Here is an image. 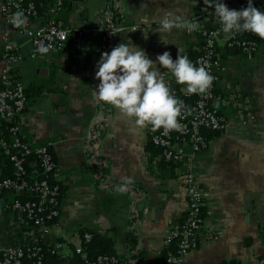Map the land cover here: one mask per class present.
Listing matches in <instances>:
<instances>
[{
    "label": "crops",
    "instance_id": "0c3cea01",
    "mask_svg": "<svg viewBox=\"0 0 264 264\" xmlns=\"http://www.w3.org/2000/svg\"><path fill=\"white\" fill-rule=\"evenodd\" d=\"M64 2L58 17L72 30L104 24L108 7L111 12L104 25L121 29L112 35L88 31L81 49L74 46L71 35L62 49L33 57L35 47L21 24L7 20L0 0V71L6 51L20 53L14 75L25 84L28 98L15 120L26 141L53 152L58 164L54 174L63 188L58 218L45 234L12 207V192L0 191V250L27 240H60L65 243L61 253L71 254L81 245V233L90 231L112 238L121 264H164L165 236L188 209L184 173L191 168L205 193L204 221L199 245L183 264H260L264 257V44L256 52H246L227 47L224 38L220 41L218 96L212 104L224 115L226 127L206 132L207 143L199 151L186 145L190 163L162 165L151 160L148 123L138 124L135 116L97 97L96 62L119 42L132 41L153 60L165 50L173 59L199 53L203 40L192 21L209 4L206 0ZM210 8L202 20L208 27L219 23L214 7ZM165 14L188 24L163 29ZM158 67L171 90L185 86L175 81L170 70Z\"/></svg>",
    "mask_w": 264,
    "mask_h": 264
},
{
    "label": "built area",
    "instance_id": "2783aa9c",
    "mask_svg": "<svg viewBox=\"0 0 264 264\" xmlns=\"http://www.w3.org/2000/svg\"><path fill=\"white\" fill-rule=\"evenodd\" d=\"M224 2L229 8L241 9L247 6L248 0H224ZM253 4L258 9L264 10V0H253ZM64 5V0H52L47 10L48 16L41 19L37 4L33 0H3V12L9 22L13 21L14 14L17 12H22L26 17V22L21 24V28L35 47L33 57L40 52L38 49L42 46L48 50L62 49L71 35L74 46L81 49L86 32L105 30L112 35L113 31L121 29L113 24L104 25L111 12L108 7L104 10V24L72 30L58 17ZM210 10V6L206 4L203 7V13L197 15L192 21L193 27L201 34L203 40L195 63L205 65L214 77L210 88L205 93H199L198 99L191 108L187 106L184 98L178 97L184 105L178 117V128H154L149 123L147 125L151 142L161 148V157L167 163H190L191 155L186 151V145H189L194 152L199 151L207 143L206 132H218L226 127L224 115L212 104L218 96L215 82L218 79L220 65L218 56L220 41L224 38L227 47L246 52H256L264 44V38L251 31H244L245 36H240L239 32L224 33L220 21L216 26L204 25L202 20ZM36 19H39V22L34 25ZM8 33L9 29H6L5 38ZM98 51L102 50L98 49ZM3 56L6 63L0 71V126L5 122L14 121V123L10 125L7 134L0 129V150L12 162L14 175L0 177V191L12 192L15 196L12 207L40 233L45 234L50 231L52 225L48 223V220L59 215L61 183L58 179L57 182H51L48 178L30 182L26 177V163L30 155H35L46 175L55 173L58 164L54 154L46 145L34 146L22 137L15 119L26 108L28 98L25 84L14 75L15 64L22 59V55L6 51ZM178 90L184 95H189L185 87L174 88L172 92L176 97ZM96 165L100 168L102 163H96ZM184 180L188 192L187 212L183 220L165 236V244L168 248L174 240L177 241L176 250L169 248L167 251L166 260L170 264H183L186 255L198 247V235L204 221L205 193L191 168L185 169ZM83 234L85 240H90L93 235L90 231H84ZM64 246L65 243L60 240L53 243L38 239L27 240L8 250H0V264H24L26 259L30 260L29 264H42L45 253H61ZM76 248L77 252L81 253L84 264H121L123 262L117 254H100L96 259L91 260L81 245ZM260 264H264V257Z\"/></svg>",
    "mask_w": 264,
    "mask_h": 264
},
{
    "label": "clouds",
    "instance_id": "9594fccd",
    "mask_svg": "<svg viewBox=\"0 0 264 264\" xmlns=\"http://www.w3.org/2000/svg\"><path fill=\"white\" fill-rule=\"evenodd\" d=\"M206 2L214 7L224 33L251 31L264 38V10L255 7L253 0H248L247 6L241 9L229 8L224 0ZM25 22L22 12L14 14L13 23ZM187 24L181 17L170 18L169 14L161 19L163 29ZM38 51L47 52L48 49L42 46ZM158 65L170 70L175 81L185 85L189 93H205L214 79L205 65L194 63L186 55L178 54L173 59L171 52L165 50L153 60L144 48L132 41L119 42L110 51L102 52L96 62L95 75L100 81L96 87L97 97L135 116L138 124L178 128V117L184 105L173 94Z\"/></svg>",
    "mask_w": 264,
    "mask_h": 264
},
{
    "label": "trees",
    "instance_id": "16d2710c",
    "mask_svg": "<svg viewBox=\"0 0 264 264\" xmlns=\"http://www.w3.org/2000/svg\"><path fill=\"white\" fill-rule=\"evenodd\" d=\"M39 9L40 15L44 18L47 17V10L52 3V0H33ZM240 36H245L244 31L239 32ZM189 59L192 61H195L199 55V53H190ZM186 88V86H184ZM181 89V87H179ZM199 93H189V95H184V93L180 90H178L177 97L184 98L186 104L188 107H192L196 100L198 99ZM13 122H5L3 125L0 126V129L4 131L5 134H7L8 129L10 125H12ZM151 149V160L155 159L158 163H161L162 165L166 164L165 160L162 157H159V154L161 152V148L153 143H150ZM52 152V151H51ZM53 153V152H52ZM26 170L27 174L26 177L30 182L40 181L44 178H48L51 182H57V178L54 173L45 174L43 171V166L41 165L40 161L35 157V155H30L28 157V161L26 163ZM105 169L102 167L101 169H98L100 173H103ZM14 175V169L12 162L8 159L7 155H5L0 150V177H11ZM63 195V188L61 186L60 190V200L62 199ZM58 217L52 218L48 220V223L52 224L55 223ZM81 247L83 251H85L89 259L94 260L97 258L100 254H107V255H115V248H114V241L112 238L93 233L90 240H85L83 232L81 233ZM169 248L171 250H176L177 248V241L174 240ZM168 248V249H169ZM77 248H73V251L71 254H51V253H45L42 264H84V259L81 256V253L77 252ZM167 249V251H168ZM166 251V255H167ZM135 256V255H134ZM167 257V256H166ZM165 257L164 264H170ZM30 260L26 259L24 264H29Z\"/></svg>",
    "mask_w": 264,
    "mask_h": 264
},
{
    "label": "water",
    "instance_id": "95a60500",
    "mask_svg": "<svg viewBox=\"0 0 264 264\" xmlns=\"http://www.w3.org/2000/svg\"><path fill=\"white\" fill-rule=\"evenodd\" d=\"M69 1H70V4H71L73 0H69Z\"/></svg>",
    "mask_w": 264,
    "mask_h": 264
}]
</instances>
